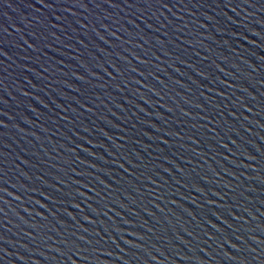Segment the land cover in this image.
<instances>
[{
	"label": "water",
	"instance_id": "obj_1",
	"mask_svg": "<svg viewBox=\"0 0 264 264\" xmlns=\"http://www.w3.org/2000/svg\"><path fill=\"white\" fill-rule=\"evenodd\" d=\"M0 264H264V0H0Z\"/></svg>",
	"mask_w": 264,
	"mask_h": 264
}]
</instances>
